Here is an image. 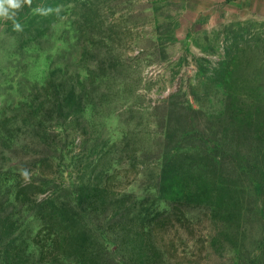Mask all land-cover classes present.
Listing matches in <instances>:
<instances>
[{
  "label": "rangeland",
  "instance_id": "obj_1",
  "mask_svg": "<svg viewBox=\"0 0 264 264\" xmlns=\"http://www.w3.org/2000/svg\"><path fill=\"white\" fill-rule=\"evenodd\" d=\"M0 264H264V0L0 20Z\"/></svg>",
  "mask_w": 264,
  "mask_h": 264
},
{
  "label": "clouds",
  "instance_id": "obj_2",
  "mask_svg": "<svg viewBox=\"0 0 264 264\" xmlns=\"http://www.w3.org/2000/svg\"><path fill=\"white\" fill-rule=\"evenodd\" d=\"M32 0H0V20H14L17 12L20 11L24 5H31ZM37 11H43L42 9H37ZM48 11H51L49 9ZM14 28L16 30L21 29L19 23L14 22ZM21 175L25 182L30 179L29 172L27 170H21Z\"/></svg>",
  "mask_w": 264,
  "mask_h": 264
}]
</instances>
